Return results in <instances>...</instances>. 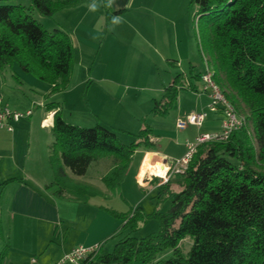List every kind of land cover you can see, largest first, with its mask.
Returning a JSON list of instances; mask_svg holds the SVG:
<instances>
[{
    "label": "trees",
    "instance_id": "1",
    "mask_svg": "<svg viewBox=\"0 0 264 264\" xmlns=\"http://www.w3.org/2000/svg\"><path fill=\"white\" fill-rule=\"evenodd\" d=\"M30 1L32 9L53 17L79 6L82 0ZM101 2L108 21L123 12L113 11L111 0ZM190 7L195 8V19L204 21L198 31L200 54L245 124L227 141L199 145L183 173L158 185L160 200L170 202L166 212L146 214L139 208L126 217L111 211L125 221L122 229L128 235L112 251L101 248L85 264H264V0H191ZM29 10L0 4V72L17 66L51 85L49 95L64 92L73 75L71 37L60 29L48 31ZM171 63L178 67L176 61ZM200 78L195 65L186 75L176 73L129 144L121 141L116 130L100 124L92 128L71 124L57 110L54 141L49 146L54 178L46 189L57 198L84 204L93 197L117 194L134 154L155 146L153 129L146 124L148 115L165 117L176 110L180 92H196ZM57 108L51 103L48 111ZM102 158H112L102 178L107 195L94 185L74 181L67 173L68 169L83 177ZM160 181L156 177L150 184ZM150 219L158 220V231L143 238L131 236ZM187 237L192 247L185 255L180 244ZM167 250L173 256L156 262ZM3 259L1 254L0 264Z\"/></svg>",
    "mask_w": 264,
    "mask_h": 264
},
{
    "label": "rangeland",
    "instance_id": "2",
    "mask_svg": "<svg viewBox=\"0 0 264 264\" xmlns=\"http://www.w3.org/2000/svg\"><path fill=\"white\" fill-rule=\"evenodd\" d=\"M138 1L142 0H111L113 11L121 10L122 7L123 12L114 15L110 21L105 16L101 0H82L79 6L59 11L53 17L43 16L32 9L30 0L0 2V4L22 5L31 9L29 14L45 29L48 31L60 29L66 32L74 45L72 82L70 88L68 87L69 89L64 92L55 95L48 93L49 97L45 98L43 87L49 84L24 73L17 66H14L17 74L10 68L0 73V88H3L6 99H9L13 107L11 110L16 109L23 114L28 110L33 111L32 116L22 118L19 122L31 123L33 131L31 163H37L38 168H42L47 161L46 169L50 178L53 174L48 160L49 146L53 143L54 136L50 125L42 124L48 113L45 103L55 102L63 118L69 123L85 128H92L97 124L106 126L116 130L121 141L129 144L135 139V134L142 127L143 119L153 108L154 100H160L164 88L172 83L176 73H188L190 66L197 62L201 68L205 65L198 45V31L204 21L198 22V18L195 19L196 11L194 7H190L191 0H164L167 1L165 5L167 9L156 13L149 8L145 9V6H148ZM175 59L179 60L180 67L172 65L171 61ZM101 74L111 75V78L121 81L122 87L120 93L117 92V99L109 96L108 101H104L103 98L98 100L96 94L98 89L106 90L105 83L95 80ZM32 82H36V85ZM196 97L197 94L192 91H182L179 102L185 111L177 113V110H173L165 117L148 115L146 124L161 137L154 149L163 153H172L174 149L181 151L182 144L187 145V142L195 141L200 134H212L221 130L220 123L212 121L213 113H209V118L200 128L190 126L184 131L177 129L178 119H184L193 113L189 111L196 103L200 105ZM201 103L204 105L206 100L203 99ZM109 104H114L118 108L117 112L114 111V116H125L121 122L110 119L113 115L108 110ZM206 109L207 112L208 107ZM145 153L143 150L134 155L119 192L111 200L109 199L110 201L104 204L100 199H96L88 206L80 202L71 203L75 215L82 212L81 208H85L88 217L87 226H93V220H96L95 226H97L99 222H103V218L105 219L108 226V231L105 233L116 235L102 241L105 251H112L117 242L128 235V232L122 229L125 221L115 217L111 211L131 217L139 208H142L146 214H151L155 210L166 212L170 206L169 200H160L157 189L153 191L151 185L143 187L139 182L141 184L145 181L152 182L158 177L162 181L154 185H160L169 179L175 180L177 174L169 173L167 181L156 174L148 179L145 177L148 171L142 168ZM27 154L28 140L24 137L20 155ZM168 162V164L172 163L171 160ZM111 166L112 158H102L93 163L83 177L72 175L68 169L67 173L74 181L99 188L103 185L102 178ZM42 175L45 176L43 169ZM65 204L67 203H62V206ZM102 204L108 209H100L97 206ZM99 212H102L100 214L103 217L98 219ZM158 229V220L150 219L131 236L143 238ZM94 235L97 237V234ZM180 247L185 255L188 254L192 247L190 237L183 240ZM172 256L171 250L164 251L158 255L156 262L170 259Z\"/></svg>",
    "mask_w": 264,
    "mask_h": 264
},
{
    "label": "crops",
    "instance_id": "3",
    "mask_svg": "<svg viewBox=\"0 0 264 264\" xmlns=\"http://www.w3.org/2000/svg\"><path fill=\"white\" fill-rule=\"evenodd\" d=\"M138 2L147 5L148 7L145 6V9L149 8L153 13L162 12L167 9L165 6L167 5V1L164 0H142ZM117 6L121 7L123 5ZM175 61L177 62V66L180 67L178 59L172 60L171 62ZM192 65L197 66L201 74L206 68L205 65L201 68L198 62ZM10 69H13L15 73L17 71H15L14 67ZM184 74L186 75L187 73ZM95 80L96 82L105 83L106 85V90L102 88L98 89L96 93L98 100L103 98L104 101H108L107 97L109 96H114L115 99H117V92L120 93L122 87L121 81L111 78V75L102 74L96 77ZM32 84L36 85V82H32ZM198 84L199 81L197 82V87ZM51 87V85L43 87L45 98L49 97L48 93ZM194 93L197 94L196 98L200 105L196 103L189 112L206 111L210 101L209 97L206 94ZM0 96L3 98L4 104L12 109L13 107L9 99H6L3 88H0ZM203 99L206 100V103L201 105ZM51 103H45L47 110ZM13 110L17 111L16 109ZM57 110H59V107L51 112L48 111L46 117L42 120V124H44L45 120H51L53 122V116ZM108 110H110L109 112L113 115L115 110L116 112L118 111V108L114 104H109ZM176 110L177 113L185 111L180 102ZM213 114L212 121L220 123L221 129L222 115ZM124 118L125 116L113 115L110 119L121 122ZM11 124L13 126L12 132L6 129H0V255L4 254L2 264H53L75 247L82 245L91 246L102 243L105 238L116 237L115 234L110 235L109 233H105L108 231V226L104 218L102 219L103 222H99L97 226H95L96 220H93V226H87L86 222L88 217L84 210L85 208H81L82 212L75 215L72 212L74 206H71V203L77 202L57 198L46 189L53 181V176L50 178L47 173V161L44 162L42 168H38L37 163H31V151L33 148V131L31 123H20L18 121L12 122ZM116 126L119 127L120 125ZM50 127L52 128V126ZM153 132L154 134L151 140L156 146L161 137L156 134L154 130ZM24 137L28 140V154L26 156L20 155L21 142ZM181 147L183 148L181 151L174 149L172 153H163L154 149L155 147L149 153L145 151L146 156L143 160L142 168L149 154L152 155L153 162L163 163L165 160L174 161L175 159L181 158L187 149L185 144H182ZM138 152H143V149H139L136 153ZM133 157L131 164L133 162ZM42 169L45 172V176L42 175ZM149 183L150 181H145L142 184L139 182V185L143 187H149V185H151L153 191L157 189L158 185ZM99 189L105 195L108 194L104 184L100 186ZM114 196L115 195H112L111 198ZM111 198H106L104 196L93 197L84 205L88 206L93 201H96V199H100V201L105 204V202L110 201ZM62 203L67 204L62 206ZM104 204L97 206L100 207V209H108ZM100 213L102 212H99V216L95 215L98 219L103 217ZM94 234H97V237H95ZM103 247L104 245H102V248ZM33 259L35 262H33Z\"/></svg>",
    "mask_w": 264,
    "mask_h": 264
},
{
    "label": "built area",
    "instance_id": "4",
    "mask_svg": "<svg viewBox=\"0 0 264 264\" xmlns=\"http://www.w3.org/2000/svg\"><path fill=\"white\" fill-rule=\"evenodd\" d=\"M205 70L201 74L199 84L197 87L198 93L206 94L209 97L208 111L203 112H193L189 114L184 119H178L177 129L179 131H184L190 126L202 127L205 121L207 120L209 113L221 114L222 115V124L221 130L216 133H206L200 134L195 141L187 142L186 148L187 152L180 160H174L171 164H168V161L165 160L163 164L167 167V172L163 177V180L167 181V176L169 173L180 174L183 173L191 161L194 153L201 144L215 142V141H227L230 136L240 130L244 124V117L240 116L234 106L231 104L226 94L222 91L219 84L215 81V73L205 62ZM185 87H190V83L187 78L184 81ZM32 111L29 110L26 113H19L17 111L11 110L3 102V98L0 96V129H6L9 132L13 131L12 122H18L22 118L30 117ZM45 125H53L51 120H45ZM156 176L155 174L146 173L148 179ZM102 248V243H97L91 246H78L72 249L70 252L64 254L57 262L53 264H85L86 261L93 256H95L99 250ZM33 262L35 260L33 259Z\"/></svg>",
    "mask_w": 264,
    "mask_h": 264
},
{
    "label": "bare ground",
    "instance_id": "5",
    "mask_svg": "<svg viewBox=\"0 0 264 264\" xmlns=\"http://www.w3.org/2000/svg\"><path fill=\"white\" fill-rule=\"evenodd\" d=\"M166 169H167V167L161 162H154L153 163L152 155L151 154L148 155V158L146 159V161L144 163V170L145 171H148L149 173H154L156 175L163 176L165 174Z\"/></svg>",
    "mask_w": 264,
    "mask_h": 264
},
{
    "label": "water",
    "instance_id": "6",
    "mask_svg": "<svg viewBox=\"0 0 264 264\" xmlns=\"http://www.w3.org/2000/svg\"><path fill=\"white\" fill-rule=\"evenodd\" d=\"M2 1H9V0H0V2H2Z\"/></svg>",
    "mask_w": 264,
    "mask_h": 264
}]
</instances>
